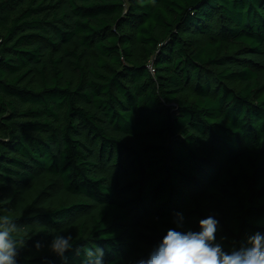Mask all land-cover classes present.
Wrapping results in <instances>:
<instances>
[{
    "label": "trees",
    "instance_id": "16d2710c",
    "mask_svg": "<svg viewBox=\"0 0 264 264\" xmlns=\"http://www.w3.org/2000/svg\"><path fill=\"white\" fill-rule=\"evenodd\" d=\"M6 214L17 264H135L209 216L225 251L264 234V0H0Z\"/></svg>",
    "mask_w": 264,
    "mask_h": 264
},
{
    "label": "clouds",
    "instance_id": "9594fccd",
    "mask_svg": "<svg viewBox=\"0 0 264 264\" xmlns=\"http://www.w3.org/2000/svg\"><path fill=\"white\" fill-rule=\"evenodd\" d=\"M218 223L209 216L199 221V232L170 228L147 258L139 259L135 264H264V234L254 233L238 247L225 251L223 245L216 242ZM29 238L27 227L19 225L11 214L0 215V264H17V257ZM44 247L40 241L34 244L37 251ZM47 248L66 260L65 253L74 249L73 237L56 234ZM75 253L77 256L83 254L81 264H105V250L97 244L76 248Z\"/></svg>",
    "mask_w": 264,
    "mask_h": 264
},
{
    "label": "rangeland",
    "instance_id": "374dc122",
    "mask_svg": "<svg viewBox=\"0 0 264 264\" xmlns=\"http://www.w3.org/2000/svg\"><path fill=\"white\" fill-rule=\"evenodd\" d=\"M238 47H239V45H238V44H235V43H233V42H227V43H224V44H223V50H224V51H231V52H233V50H234V49H237ZM209 72H210V73H211V72L214 73V69H211ZM230 85H231L232 87H234V88L237 87V85L234 84V83H230Z\"/></svg>",
    "mask_w": 264,
    "mask_h": 264
},
{
    "label": "built area",
    "instance_id": "2783aa9c",
    "mask_svg": "<svg viewBox=\"0 0 264 264\" xmlns=\"http://www.w3.org/2000/svg\"><path fill=\"white\" fill-rule=\"evenodd\" d=\"M147 68H148V70H149V72H150L151 74L154 73V69L152 68L151 64H148V65H147Z\"/></svg>",
    "mask_w": 264,
    "mask_h": 264
}]
</instances>
